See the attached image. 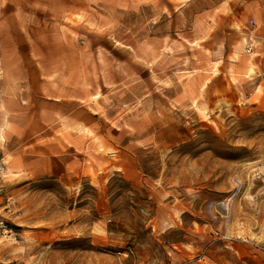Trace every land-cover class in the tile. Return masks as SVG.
<instances>
[{"label": "rangeland", "instance_id": "obj_1", "mask_svg": "<svg viewBox=\"0 0 264 264\" xmlns=\"http://www.w3.org/2000/svg\"><path fill=\"white\" fill-rule=\"evenodd\" d=\"M5 5L0 264H264V0Z\"/></svg>", "mask_w": 264, "mask_h": 264}, {"label": "crops", "instance_id": "obj_2", "mask_svg": "<svg viewBox=\"0 0 264 264\" xmlns=\"http://www.w3.org/2000/svg\"><path fill=\"white\" fill-rule=\"evenodd\" d=\"M6 5H5V0H0V14H4L6 12ZM262 74H264V72H262ZM258 81V86H256L253 90V92H250V94L248 95V98H250L251 96L254 98V100H260L262 97H264V95H262V93L259 91V88L262 84H264V75L261 76V78H257L256 79ZM240 92V97H242L243 95V90H239Z\"/></svg>", "mask_w": 264, "mask_h": 264}, {"label": "built area", "instance_id": "obj_3", "mask_svg": "<svg viewBox=\"0 0 264 264\" xmlns=\"http://www.w3.org/2000/svg\"><path fill=\"white\" fill-rule=\"evenodd\" d=\"M250 40H251V36H248V40L245 43V50L248 52H250L253 48V45Z\"/></svg>", "mask_w": 264, "mask_h": 264}]
</instances>
